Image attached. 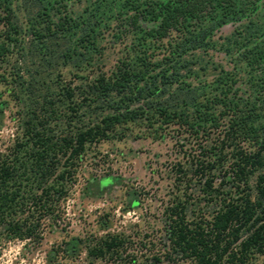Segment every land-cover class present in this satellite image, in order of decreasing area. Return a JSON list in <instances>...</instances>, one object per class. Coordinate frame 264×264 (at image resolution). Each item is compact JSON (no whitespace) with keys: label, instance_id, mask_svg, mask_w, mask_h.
I'll use <instances>...</instances> for the list:
<instances>
[{"label":"trees","instance_id":"trees-1","mask_svg":"<svg viewBox=\"0 0 264 264\" xmlns=\"http://www.w3.org/2000/svg\"><path fill=\"white\" fill-rule=\"evenodd\" d=\"M246 1L0 0V129L5 111L11 121L0 134V247L40 243L43 227L64 219L100 143L168 138L161 238L73 237L53 257L81 245L110 264H259L264 40L258 26L234 29L221 43L234 66L211 80L200 79L209 66L195 54L213 45L216 27L256 10L259 0ZM112 44L119 55L107 68Z\"/></svg>","mask_w":264,"mask_h":264},{"label":"rangeland","instance_id":"rangeland-1","mask_svg":"<svg viewBox=\"0 0 264 264\" xmlns=\"http://www.w3.org/2000/svg\"><path fill=\"white\" fill-rule=\"evenodd\" d=\"M257 4L256 10L247 13L241 20H230L216 27L211 36V47L205 51H195L196 56L209 66L207 73L200 79L211 80L219 68H233L235 53L226 52L221 43L231 36L234 29L244 28L246 24L250 28L258 26V35L264 40V0H259ZM204 10L210 11L211 7L206 5ZM113 39L116 38L112 37V41ZM119 49V45L107 46V68L115 62ZM240 72L238 70L244 78L243 72ZM1 120L0 134L6 138L11 128L8 111H5ZM98 148L108 156L103 158L101 154L87 157L89 163L81 169L83 178H79L71 198L65 202L64 219L58 225L44 226L40 243L16 239L4 241L0 247V264H110L87 257L81 245L80 251L76 253H59L55 257L53 254L59 246L64 247V241L73 237L86 239L105 232H124L132 235L133 240L138 243L143 234L155 233L156 240L161 238V206L169 187L165 167L175 157L171 141L168 138L159 140L152 137H127L121 141L102 142ZM108 175L115 178L114 181L103 187L99 186V181ZM133 198L138 200V205L123 210ZM101 220L105 223H101ZM152 252L164 254L159 243L153 247ZM259 264H264V257L259 260Z\"/></svg>","mask_w":264,"mask_h":264}]
</instances>
